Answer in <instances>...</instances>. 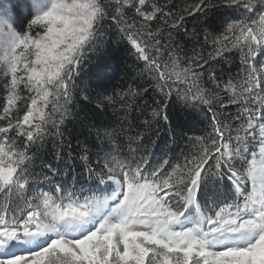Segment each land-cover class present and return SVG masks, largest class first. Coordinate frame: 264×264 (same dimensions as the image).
<instances>
[{
    "label": "snow or ice",
    "instance_id": "6c2138e0",
    "mask_svg": "<svg viewBox=\"0 0 264 264\" xmlns=\"http://www.w3.org/2000/svg\"><path fill=\"white\" fill-rule=\"evenodd\" d=\"M109 30L143 82L81 89ZM93 92L127 151L62 154ZM0 264H264V0H0Z\"/></svg>",
    "mask_w": 264,
    "mask_h": 264
},
{
    "label": "trees",
    "instance_id": "16d2710c",
    "mask_svg": "<svg viewBox=\"0 0 264 264\" xmlns=\"http://www.w3.org/2000/svg\"><path fill=\"white\" fill-rule=\"evenodd\" d=\"M161 4L167 2L169 6L175 4L178 9L183 8L185 5H189L194 2V0H159ZM194 24L192 18L187 19L186 26L189 31ZM187 39V38H185ZM118 36L114 33V30H109L108 41L105 45V52L100 54H94L89 61L84 65V70L81 73L80 77L76 79V83L79 88L84 89L86 86H90L92 89H97L100 87L96 83V71L97 66L102 63H107L110 65V74L106 81H104V86L110 92L112 88H126L129 84L135 86L137 83H142L139 77L140 65L135 60L134 55L132 54L130 47L126 43H117ZM239 64V57L232 58L231 71L237 70V65ZM224 68H228L227 65H222ZM83 81V82H82ZM82 93L81 95H83ZM95 94L90 93L89 101H82L78 99L75 102V107L73 109V115L69 116L65 124L63 125L65 146L62 150L64 152L69 151L67 145L71 144V154L73 157H76L80 146H86L89 151L92 159H95L97 155L102 156L104 152L110 151L113 148H119L120 150L127 151V137L116 136L114 137V142L108 139H105L102 135L97 136L94 128L85 127L87 124L88 117H93L97 127H117L120 124L119 117L121 112L112 107L107 106L103 109V112H99L95 109L94 105ZM177 108L173 109V123L175 124L178 120L183 119V113H179ZM140 112L139 110H133L129 120L132 122L133 127L128 129V134L133 135L135 133L136 125L140 123ZM203 128V125L200 126ZM125 128L127 129V123H125ZM190 135L193 133H189ZM195 134H199L197 131ZM159 144V141L157 142ZM175 147V145H173ZM186 143L180 144V150H186ZM54 149L52 148V143L49 142L44 149L41 150L40 157L45 162H50L52 159ZM179 155V152L176 153ZM40 160L38 159L37 165L34 168V171L39 174ZM74 163L79 165V160H75ZM59 167L63 168V163H59ZM79 171V168H77Z\"/></svg>",
    "mask_w": 264,
    "mask_h": 264
}]
</instances>
